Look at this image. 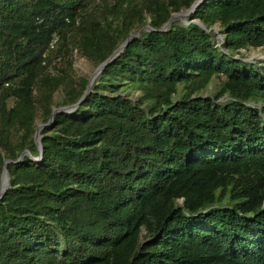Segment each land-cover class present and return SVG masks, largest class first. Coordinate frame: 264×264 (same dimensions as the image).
<instances>
[{"label":"trees","instance_id":"1","mask_svg":"<svg viewBox=\"0 0 264 264\" xmlns=\"http://www.w3.org/2000/svg\"><path fill=\"white\" fill-rule=\"evenodd\" d=\"M196 1L0 0V264H264V0Z\"/></svg>","mask_w":264,"mask_h":264},{"label":"water","instance_id":"2","mask_svg":"<svg viewBox=\"0 0 264 264\" xmlns=\"http://www.w3.org/2000/svg\"><path fill=\"white\" fill-rule=\"evenodd\" d=\"M203 0H197L195 2V4L193 5V7L191 8V10L193 11L196 7H198L200 5V3L202 2ZM191 10L187 11L186 13L184 14H174L170 21L164 26V30H166L170 24L172 23V21L174 19H181V18H184L185 16L189 15L191 13ZM146 29H149V28H146ZM130 39V38H129ZM129 39L126 41L125 44H123L113 55L111 58H109L105 63H103L100 67H98L96 69V73L94 74V76L90 79L89 81V85L87 87V92H86V95L90 93L91 91V86L93 85L94 81H95V78L99 75V73L105 68L107 67L110 63H111V60L113 58L116 57V55L120 54L122 52V50L124 49V47L128 44V41ZM85 95V96H86ZM85 98V97H84ZM83 99H81V101H79L78 104L82 103ZM78 104L76 105H73V106H70V107H65V108H62V109H56L54 110L53 112V115H55L56 113H59V112H71L73 111L77 106ZM53 119V116L51 117V121ZM44 126L43 125H40L36 131V134H35V143L36 145L38 146V149L40 151V154H42V146H41V136H40V132H41V129L43 128ZM9 161H5V164H4V169H3V174H2V178H1V185H0V199L3 197V195L5 194L7 188H8V185H9V172L7 170V165H8Z\"/></svg>","mask_w":264,"mask_h":264},{"label":"rangeland","instance_id":"3","mask_svg":"<svg viewBox=\"0 0 264 264\" xmlns=\"http://www.w3.org/2000/svg\"><path fill=\"white\" fill-rule=\"evenodd\" d=\"M185 18L186 16L184 18H181L180 20H184ZM216 41L218 43L222 41V37H220V34H217ZM242 53L245 56V59L248 61H264V50L262 49H249L247 51H242ZM74 69L79 76H88L90 79L96 73V69L86 59L77 56L75 57Z\"/></svg>","mask_w":264,"mask_h":264}]
</instances>
